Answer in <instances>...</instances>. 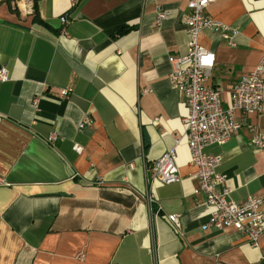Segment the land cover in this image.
<instances>
[{
  "label": "crops",
  "instance_id": "0c3cea01",
  "mask_svg": "<svg viewBox=\"0 0 264 264\" xmlns=\"http://www.w3.org/2000/svg\"><path fill=\"white\" fill-rule=\"evenodd\" d=\"M186 4L0 0V264L264 262V230L253 245L233 228L206 227L211 207L194 193L187 105L168 80V56L187 50ZM159 10L168 15L157 27ZM205 12L233 28L231 43L211 29L200 36L215 53L207 85L227 106L264 54V0H214ZM235 116L239 131L204 150L221 155L222 187L241 202L264 197V148L250 143L252 130L264 135V108ZM171 149L180 180L148 178Z\"/></svg>",
  "mask_w": 264,
  "mask_h": 264
},
{
  "label": "built area",
  "instance_id": "2783aa9c",
  "mask_svg": "<svg viewBox=\"0 0 264 264\" xmlns=\"http://www.w3.org/2000/svg\"><path fill=\"white\" fill-rule=\"evenodd\" d=\"M67 1L74 7L82 0ZM213 1L187 0L186 8L181 14V22L188 35L187 50L183 54L168 56L171 66L168 80L183 94L187 105V114L182 118L183 137L189 150L191 175L197 182L194 193L203 194L205 202L211 207L206 227L217 230L233 228L255 245L264 230V211L261 208L264 197L248 195L241 202L227 198L229 190L222 187L226 175L218 169L222 157L220 154L207 153L204 149L206 146L225 143L239 131L242 122L235 116L237 111L248 116L263 110L264 54L253 70L233 85L227 106H224L220 87L207 85L215 62V53L200 42L202 31L211 29L220 38L231 43L232 26L205 12ZM167 15L168 11L159 10L155 25L159 27ZM7 79V68L0 66V82ZM61 94L67 95L68 92L62 89ZM90 121L88 116H84L82 124H89ZM179 141L176 140L177 143ZM250 143L255 149H263L264 135L256 129L252 130ZM73 149L79 152L81 146L74 144ZM147 170L153 178L164 184L180 180L176 153L172 149L153 160ZM149 201H153L152 198ZM165 218L177 229L178 215L169 214Z\"/></svg>",
  "mask_w": 264,
  "mask_h": 264
},
{
  "label": "water",
  "instance_id": "95a60500",
  "mask_svg": "<svg viewBox=\"0 0 264 264\" xmlns=\"http://www.w3.org/2000/svg\"><path fill=\"white\" fill-rule=\"evenodd\" d=\"M147 175H148V178H151V174H150V172H148Z\"/></svg>",
  "mask_w": 264,
  "mask_h": 264
},
{
  "label": "trees",
  "instance_id": "16d2710c",
  "mask_svg": "<svg viewBox=\"0 0 264 264\" xmlns=\"http://www.w3.org/2000/svg\"><path fill=\"white\" fill-rule=\"evenodd\" d=\"M261 264H264V262H261Z\"/></svg>",
  "mask_w": 264,
  "mask_h": 264
}]
</instances>
